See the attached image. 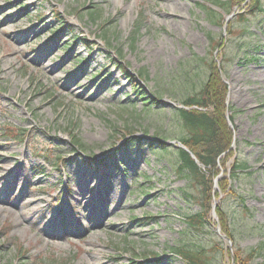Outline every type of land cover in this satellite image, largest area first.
<instances>
[{
	"label": "rangeland",
	"instance_id": "obj_1",
	"mask_svg": "<svg viewBox=\"0 0 264 264\" xmlns=\"http://www.w3.org/2000/svg\"><path fill=\"white\" fill-rule=\"evenodd\" d=\"M237 1L0 0V264H185L176 246L218 242L213 264H232L235 246L263 250L254 264H264V0L245 22L253 0ZM211 60L236 111L215 193L235 159L248 167L229 181L246 209L222 199L232 249L219 226L188 235L201 187L172 162L182 145L170 111L198 91ZM135 82L163 109L144 105Z\"/></svg>",
	"mask_w": 264,
	"mask_h": 264
},
{
	"label": "trees",
	"instance_id": "obj_2",
	"mask_svg": "<svg viewBox=\"0 0 264 264\" xmlns=\"http://www.w3.org/2000/svg\"><path fill=\"white\" fill-rule=\"evenodd\" d=\"M217 6L229 8L230 0L221 2V0H210ZM247 0H239L235 6H242ZM222 8V7H221ZM260 0H253L248 7V13L241 14V22L247 20L246 15H254L257 11L263 9ZM210 20H214V12L211 8ZM213 13V14H212ZM92 20H96L98 12L92 9L89 12ZM106 35V34H105ZM223 48L222 43L216 44V48ZM204 61V59H201ZM207 74L202 77L197 86L198 91L194 94L187 96L180 104L179 107L172 108L170 111L171 118L180 125L181 135L179 141L187 149L179 148L174 154L175 159L172 160L174 166L177 167V173L183 174L187 172V176L192 177L195 182L201 187L202 209L200 212L186 217V224L188 235L197 232L202 233L204 229L219 226L221 233L234 241L235 225L231 219L230 209L225 207L223 195L228 196L229 200L236 199L239 201L240 206L246 209V199L243 195L237 193L230 180L239 176L243 171L248 170V167L236 161L234 166L229 171V178L226 180L220 178L218 181L219 192L215 193V180L219 176V168L224 166L223 157L231 154V148L234 141V132L230 127L229 120L234 123L235 109L228 104V85L225 83L223 76L220 73L219 67L214 60H211L207 65ZM101 71L98 72V74ZM96 74V76L98 75ZM135 94L142 98V102L146 106H157L160 110L163 109L165 103L160 98H154L146 93L140 83L135 82ZM228 113L229 119H228ZM75 143L83 147L78 140ZM133 141V140H131ZM130 148L141 147L140 140L130 142ZM162 153L169 151L168 146H163ZM194 156V158H192ZM219 199L220 202L216 208L218 221L212 222L213 202ZM228 200V201H229ZM222 242L215 243L211 249L201 246H195L193 243L178 245L174 248L176 255L181 258L185 264H213V257L210 253H216L217 250L224 251ZM235 246V245H234ZM263 250L252 248L243 250L237 246L230 252L227 249V254L234 257L235 264H254L256 259L261 255Z\"/></svg>",
	"mask_w": 264,
	"mask_h": 264
},
{
	"label": "bare ground",
	"instance_id": "obj_3",
	"mask_svg": "<svg viewBox=\"0 0 264 264\" xmlns=\"http://www.w3.org/2000/svg\"><path fill=\"white\" fill-rule=\"evenodd\" d=\"M172 8H169V9H172L174 12H175V10H177V6H171ZM174 8V9H173ZM70 90H72V88L71 89H69V91ZM262 128L264 129V119H263V121H262ZM261 126V125H260ZM9 172H10V174H9V176H11L12 175V177L14 178V179H16V181L18 182V183H21V181H22V179L18 176V174L19 173H17L16 174V171L17 170H15V169H7ZM113 198L111 199V201H110V199L109 200H107V202H109L107 205H109V207H110V205H112V202L113 201H115L117 198H118V196L117 195H114V196H112ZM2 201H4V200H2ZM77 203H78V205H82V206H84V209L86 210V211H88V212H90V211H92L93 210V212H91V214H89V215H92V217L90 216L89 217V221H90V223H91V225H94V224H97V223H99L98 221L99 220H97V217L95 218L94 216H93V213H94V208H96L95 207V205H94V202H93V200H91V199H89L88 197H86L84 194H81V193H79L78 194V199H77ZM9 205L10 206H12V207H14V206H17L18 205V203H16V202H10L9 203ZM88 208V209H87ZM110 211H108V213H109ZM88 215V216H89ZM27 216V212H23L22 214H21V217H26ZM52 226V225H51ZM51 226H49L48 228H50V230L49 231H47V235H49V236H53V235H55V236H57V235H59V233L57 232V226H53V227H51ZM45 241L48 243V241H47V239H45Z\"/></svg>",
	"mask_w": 264,
	"mask_h": 264
},
{
	"label": "water",
	"instance_id": "obj_4",
	"mask_svg": "<svg viewBox=\"0 0 264 264\" xmlns=\"http://www.w3.org/2000/svg\"><path fill=\"white\" fill-rule=\"evenodd\" d=\"M215 206H216V204H215ZM224 238L227 239V241H228L230 247H232V242H231V240H230L229 238H227V237H224Z\"/></svg>",
	"mask_w": 264,
	"mask_h": 264
}]
</instances>
